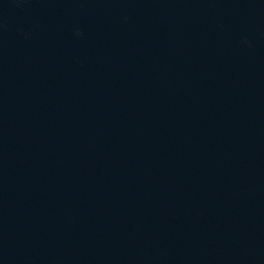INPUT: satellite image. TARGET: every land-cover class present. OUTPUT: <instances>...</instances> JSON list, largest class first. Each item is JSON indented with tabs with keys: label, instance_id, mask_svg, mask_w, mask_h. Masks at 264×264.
I'll return each instance as SVG.
<instances>
[{
	"label": "water",
	"instance_id": "1",
	"mask_svg": "<svg viewBox=\"0 0 264 264\" xmlns=\"http://www.w3.org/2000/svg\"><path fill=\"white\" fill-rule=\"evenodd\" d=\"M0 264H264V0H0Z\"/></svg>",
	"mask_w": 264,
	"mask_h": 264
}]
</instances>
